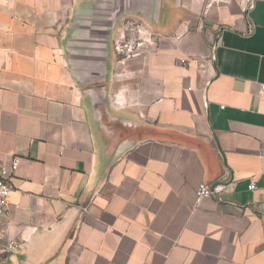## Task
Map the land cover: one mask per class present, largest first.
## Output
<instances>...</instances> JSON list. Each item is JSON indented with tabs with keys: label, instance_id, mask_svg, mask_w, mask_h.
I'll list each match as a JSON object with an SVG mask.
<instances>
[{
	"label": "crops",
	"instance_id": "1",
	"mask_svg": "<svg viewBox=\"0 0 264 264\" xmlns=\"http://www.w3.org/2000/svg\"><path fill=\"white\" fill-rule=\"evenodd\" d=\"M261 84L264 0H0L1 259L264 264Z\"/></svg>",
	"mask_w": 264,
	"mask_h": 264
},
{
	"label": "built area",
	"instance_id": "2",
	"mask_svg": "<svg viewBox=\"0 0 264 264\" xmlns=\"http://www.w3.org/2000/svg\"><path fill=\"white\" fill-rule=\"evenodd\" d=\"M118 49V47L116 46ZM260 93L264 94V84L260 86ZM19 162L18 157H12L10 160V164L8 166L0 164V219L7 214L9 201L8 196L10 190L12 188V180L14 177V170ZM223 184H217L215 186H211L208 182H201L196 188V196L197 198L207 197V196H216L219 197V194L223 190ZM249 189H254L255 184L251 182L249 184ZM16 243L14 241H9L4 243L2 241V236L0 234V264H5V262L1 259L3 252L10 251L15 249Z\"/></svg>",
	"mask_w": 264,
	"mask_h": 264
},
{
	"label": "rangeland",
	"instance_id": "3",
	"mask_svg": "<svg viewBox=\"0 0 264 264\" xmlns=\"http://www.w3.org/2000/svg\"><path fill=\"white\" fill-rule=\"evenodd\" d=\"M144 33L146 34L147 32L146 31H141L140 30V32H139V34L140 35H144ZM126 44H124V45H119V44H117L116 46L118 47V51L119 52H122L123 54H124V56H125V58H128V57H130L133 53H132V47L133 46H135V44L137 43V41L135 42V44L132 42L133 41V39H132V37L130 36L128 39L126 38Z\"/></svg>",
	"mask_w": 264,
	"mask_h": 264
},
{
	"label": "water",
	"instance_id": "4",
	"mask_svg": "<svg viewBox=\"0 0 264 264\" xmlns=\"http://www.w3.org/2000/svg\"><path fill=\"white\" fill-rule=\"evenodd\" d=\"M221 177V176H220ZM216 183H221L220 181L216 182ZM216 184H214L213 186H215Z\"/></svg>",
	"mask_w": 264,
	"mask_h": 264
}]
</instances>
